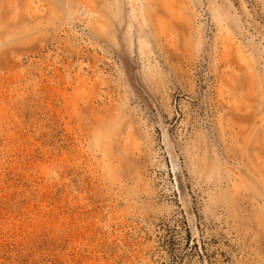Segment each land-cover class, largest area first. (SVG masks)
<instances>
[{
  "label": "rangeland",
  "instance_id": "1",
  "mask_svg": "<svg viewBox=\"0 0 264 264\" xmlns=\"http://www.w3.org/2000/svg\"><path fill=\"white\" fill-rule=\"evenodd\" d=\"M0 264H264V0H0Z\"/></svg>",
  "mask_w": 264,
  "mask_h": 264
}]
</instances>
